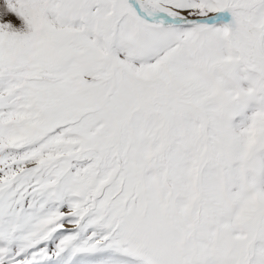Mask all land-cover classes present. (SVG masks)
<instances>
[{"label":"snow or ice","instance_id":"1","mask_svg":"<svg viewBox=\"0 0 264 264\" xmlns=\"http://www.w3.org/2000/svg\"><path fill=\"white\" fill-rule=\"evenodd\" d=\"M0 264H264V0H0Z\"/></svg>","mask_w":264,"mask_h":264}]
</instances>
